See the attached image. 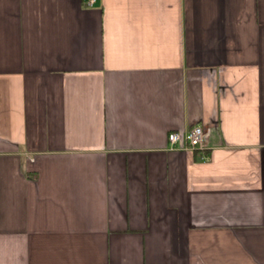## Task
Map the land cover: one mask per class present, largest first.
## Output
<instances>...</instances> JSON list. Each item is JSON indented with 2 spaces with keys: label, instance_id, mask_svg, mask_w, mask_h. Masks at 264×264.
Masks as SVG:
<instances>
[{
  "label": "crops",
  "instance_id": "1",
  "mask_svg": "<svg viewBox=\"0 0 264 264\" xmlns=\"http://www.w3.org/2000/svg\"><path fill=\"white\" fill-rule=\"evenodd\" d=\"M0 264H264V0H0Z\"/></svg>",
  "mask_w": 264,
  "mask_h": 264
},
{
  "label": "built area",
  "instance_id": "2",
  "mask_svg": "<svg viewBox=\"0 0 264 264\" xmlns=\"http://www.w3.org/2000/svg\"><path fill=\"white\" fill-rule=\"evenodd\" d=\"M94 0H87L89 6ZM167 141L170 150L200 151L208 148L205 133L201 126H194L186 132L173 131L168 133Z\"/></svg>",
  "mask_w": 264,
  "mask_h": 264
}]
</instances>
